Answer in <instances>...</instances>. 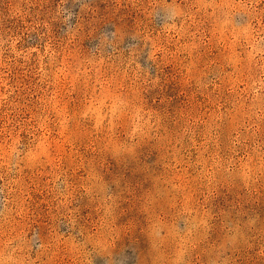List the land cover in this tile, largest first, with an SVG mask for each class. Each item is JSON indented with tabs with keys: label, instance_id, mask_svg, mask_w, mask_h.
<instances>
[{
	"label": "rangeland",
	"instance_id": "rangeland-1",
	"mask_svg": "<svg viewBox=\"0 0 264 264\" xmlns=\"http://www.w3.org/2000/svg\"><path fill=\"white\" fill-rule=\"evenodd\" d=\"M264 264V0H0V264Z\"/></svg>",
	"mask_w": 264,
	"mask_h": 264
},
{
	"label": "clouds",
	"instance_id": "clouds-1",
	"mask_svg": "<svg viewBox=\"0 0 264 264\" xmlns=\"http://www.w3.org/2000/svg\"><path fill=\"white\" fill-rule=\"evenodd\" d=\"M5 264H8V262L6 261ZM13 264H26V262L23 260H19V261L13 262Z\"/></svg>",
	"mask_w": 264,
	"mask_h": 264
}]
</instances>
